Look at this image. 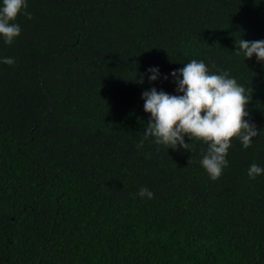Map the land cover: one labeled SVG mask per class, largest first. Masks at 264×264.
Returning a JSON list of instances; mask_svg holds the SVG:
<instances>
[{
    "label": "trees",
    "instance_id": "1",
    "mask_svg": "<svg viewBox=\"0 0 264 264\" xmlns=\"http://www.w3.org/2000/svg\"><path fill=\"white\" fill-rule=\"evenodd\" d=\"M0 40V264H264V0H28ZM192 59L228 71L259 131L217 180L207 145L145 139L142 93ZM159 67L169 74L149 81ZM144 77V82L140 78ZM186 141L191 143L189 138ZM141 186L154 198L135 195Z\"/></svg>",
    "mask_w": 264,
    "mask_h": 264
},
{
    "label": "clouds",
    "instance_id": "2",
    "mask_svg": "<svg viewBox=\"0 0 264 264\" xmlns=\"http://www.w3.org/2000/svg\"><path fill=\"white\" fill-rule=\"evenodd\" d=\"M28 0H0V40L11 45L21 34V26L15 23L18 15L29 19ZM237 54L246 59L255 57L264 62V40L237 39ZM0 63L14 65L12 57H0ZM171 77L177 85L176 93L151 87L143 91V108L150 113L143 131V138L137 145L142 148L145 139L166 149L193 151L192 141L200 140L207 145L199 160L210 179L217 180L229 166L228 151L233 138L244 148L251 146L259 131L256 125L245 117L249 116L246 106L250 100L246 88L226 70L213 72L204 60L192 59L184 66L173 70ZM145 76L155 82L161 77L169 79V74L161 73L159 67H150ZM144 82V77L140 78ZM188 137L191 143L187 142ZM251 179L264 175V166L252 163L247 171ZM141 199L154 198V192L141 186L135 194Z\"/></svg>",
    "mask_w": 264,
    "mask_h": 264
}]
</instances>
